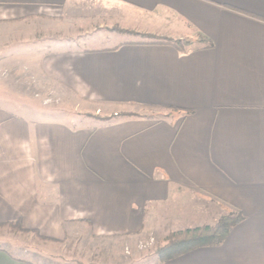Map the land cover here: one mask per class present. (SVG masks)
<instances>
[{
    "label": "crops",
    "instance_id": "1",
    "mask_svg": "<svg viewBox=\"0 0 264 264\" xmlns=\"http://www.w3.org/2000/svg\"><path fill=\"white\" fill-rule=\"evenodd\" d=\"M18 45L107 118L69 125L0 105V223L58 242L88 230L126 256L233 207L243 218L222 243L158 264H264V0H0L2 59ZM11 250L0 264H38Z\"/></svg>",
    "mask_w": 264,
    "mask_h": 264
},
{
    "label": "rangeland",
    "instance_id": "2",
    "mask_svg": "<svg viewBox=\"0 0 264 264\" xmlns=\"http://www.w3.org/2000/svg\"><path fill=\"white\" fill-rule=\"evenodd\" d=\"M139 36L146 40V34ZM133 37L131 36V38ZM34 47L35 45L14 47L19 50V53L12 54L13 60L16 59L15 61L11 60L12 62L2 59L11 55L0 54V105L10 107V111L19 114L29 113L39 118L66 120L69 125L79 122H82L83 126L103 123L107 117L93 115V112L101 114L100 110L88 109L89 104L79 100L57 83L43 76L37 67L34 68V62L31 59ZM8 49L5 48L4 52ZM129 110L139 113L148 111L154 114L158 113V115L166 112L161 109L140 107H130ZM112 118L114 117H109V120ZM187 213L188 219H193L188 223L190 226H195L197 222H200V218L194 216L191 208ZM23 229L0 227V246L8 247L16 255L28 258L38 264H158L156 250L166 242L165 239L163 243H156L152 249L149 248L154 243L152 240L139 243L138 250L125 247V256L117 255V252H106L107 249L114 248V241L93 237L88 230L77 232L75 237H65L58 242L56 239L42 237L37 232L24 227ZM24 246L35 248L36 252L25 253L17 248Z\"/></svg>",
    "mask_w": 264,
    "mask_h": 264
},
{
    "label": "trees",
    "instance_id": "3",
    "mask_svg": "<svg viewBox=\"0 0 264 264\" xmlns=\"http://www.w3.org/2000/svg\"><path fill=\"white\" fill-rule=\"evenodd\" d=\"M153 40H160L159 42L172 44L179 51H184L194 41H203L206 44L205 46H211L210 41L204 38H199L198 40L191 38L158 39L154 36L147 35L146 41ZM184 112L187 113L189 111L186 110ZM242 218L243 215L240 211H237L233 207H228L213 224H202L172 231L167 235L166 242L156 250L157 258L160 262H165L196 248L219 245L225 240L232 227L240 222ZM0 227H12L24 230L20 220L0 223Z\"/></svg>",
    "mask_w": 264,
    "mask_h": 264
}]
</instances>
